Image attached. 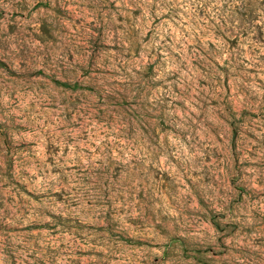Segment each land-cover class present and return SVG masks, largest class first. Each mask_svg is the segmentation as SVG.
Listing matches in <instances>:
<instances>
[{
    "label": "rangeland",
    "instance_id": "rangeland-1",
    "mask_svg": "<svg viewBox=\"0 0 264 264\" xmlns=\"http://www.w3.org/2000/svg\"><path fill=\"white\" fill-rule=\"evenodd\" d=\"M0 264H264V0H0Z\"/></svg>",
    "mask_w": 264,
    "mask_h": 264
}]
</instances>
